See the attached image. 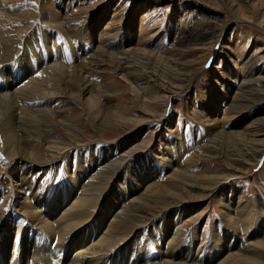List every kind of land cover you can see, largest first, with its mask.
<instances>
[{
    "label": "rangeland",
    "instance_id": "374dc122",
    "mask_svg": "<svg viewBox=\"0 0 264 264\" xmlns=\"http://www.w3.org/2000/svg\"><path fill=\"white\" fill-rule=\"evenodd\" d=\"M0 5V36L8 35L10 42L5 56L9 62H0V88L11 77L13 82L19 80L16 86H23L29 74L52 64L56 79H68L77 71L95 89L104 90L84 96L86 109L70 105L73 110L68 108L61 122L45 119L46 139L57 142L55 148L36 153L35 142L25 140L17 129L10 140L2 137L4 264L20 257L19 245L28 252L40 245L46 248L60 209L78 196L93 173L117 156L111 157L110 151L119 153L118 159L120 151L128 148L137 150L110 175L106 173L115 188L107 194L106 204L113 200L108 216L117 213L116 201H124L131 190H135L131 197L142 201L136 207L144 211L138 219L117 218L110 225V232L123 241L93 264H104L110 257V264H264V0H0ZM186 24L208 26L211 36L180 43L176 34ZM239 32L251 38L240 55L234 49V35ZM54 82L50 86L60 88ZM243 90L248 93L242 94ZM90 99L95 106L89 105ZM21 100V106L31 107V102ZM240 102L244 106L235 107ZM123 119L134 122L126 124ZM121 141L125 143L119 147ZM7 148L23 158L33 150L39 160L43 158V166L27 167L18 160L13 164ZM251 148L259 151L252 154ZM108 154L111 158L103 161ZM171 173L184 176L193 187L179 179L172 182ZM131 176L139 179L135 189ZM222 176L226 180L216 188L205 187ZM25 186L31 190L29 204L43 208L38 217L46 221V229L34 230L30 220L11 207L17 202L14 190L22 193ZM161 188L167 197L162 198ZM75 189L77 194L72 195ZM155 196L175 204L160 206L163 211L149 207L147 201ZM173 228L179 229L176 238Z\"/></svg>",
    "mask_w": 264,
    "mask_h": 264
},
{
    "label": "bare ground",
    "instance_id": "6f19581e",
    "mask_svg": "<svg viewBox=\"0 0 264 264\" xmlns=\"http://www.w3.org/2000/svg\"><path fill=\"white\" fill-rule=\"evenodd\" d=\"M8 13H10V12H8ZM3 25H5V24H3ZM186 26H187L186 28L178 30V33L176 34L178 42H180V43H188V42H191L192 40L194 41L197 38L201 39V37L202 38L208 37V35L211 34L210 29H212V28H209L208 26H200V24L199 25H197V24H192V25L186 24ZM2 30H4V29H1V33L3 32ZM6 34H8V33H6ZM6 36H8V35H5L4 37L6 38ZM0 38H1L0 40H2L3 37L0 36ZM5 38H3V40H2L3 42H4ZM250 39H251L250 37H248L246 34H242V32L241 33L240 32L236 33L234 35V40H236L237 43H238V44L236 43L234 49L237 50L236 52L239 55L242 54L244 49H246L248 47V45L250 43ZM5 40L6 41L4 43H2V41H0L1 42V44H0V62H2L3 65L5 63H7V61L9 60V59L8 60L6 59V57L8 56V55H6L7 54L6 53V45L9 46L10 42H9V40H7V38ZM123 42L125 43V39H123ZM10 47H8V48L11 49ZM117 52H120L119 48H118ZM9 53L10 52L8 50V54ZM125 56H127V55H125ZM9 58H13V57H9ZM116 58L120 59L119 57H116ZM122 59L124 60L125 57H121V60ZM121 60H118L117 63H121ZM44 64H46V63L44 62ZM57 65H59V64H57ZM53 66L54 65H52V64L51 65H46V66H43V67L41 65L42 69L41 70L39 69V71L36 70L38 72L37 73L38 75L35 73L36 71L34 72L35 75H34V73L33 74H29V76L30 75L31 76L29 77L28 80H26V83L23 86H16V84L19 82V80L16 79V81L13 82V80L15 79L14 77H11L8 82H6V83H4L2 85V87L0 88V141L2 140V137H4V136L7 138V140H10L9 136H10L11 132L13 130L17 129L20 132H22L23 138H25V140H31L30 143H34L35 142L34 146L36 147V149H35L36 153H39V151L40 152L47 151L48 149H52L53 147L55 148L56 145H54V144L57 143V142L50 141V140L46 139L48 137V134L44 133V132H47V130H45L43 128V127H46V126L42 125L43 123H45V121H46L45 119L50 118V119H53L54 122L55 121L56 122L57 121L61 122L60 121L61 120L60 119L61 115H63L64 112L69 110L68 108L73 110V106H70V105L73 104V105L76 106L77 104H79V105H83L85 107V109H86L87 105L85 106V104H84L85 100H86V98L84 97L85 95H87L88 93L90 94L93 91H97L99 94H102L104 92V90H100L98 88L95 89L93 84H91L92 85L91 86L90 83L87 82L86 79H84V77H82V75L80 73L79 74L81 75V77L78 74V72L74 71V70H73L74 72L71 75L68 76L69 77L68 79L61 78V77L60 78L63 79L61 81H60V79L59 80L56 79V77H55L56 75L54 73H52L54 71V69L52 71V67ZM59 67H61V65H59ZM5 70H6V68H5ZM172 78L175 79L176 81L177 80L178 81L182 80L181 77H174L173 76ZM51 81L59 82L60 83L59 84L60 88L50 86V82ZM242 84H243V82H242ZM74 87H75V89H73ZM65 88H68V92H65ZM242 92H243L242 94L248 93L247 90H243ZM19 100H21V101L27 100V101L31 102V105H30L31 107L27 108V107L21 106L18 103ZM92 101L93 100H91L89 105L93 107L95 105H91ZM236 101H239V100H236ZM251 103H250V105H251ZM94 104H96V103H94ZM242 106H244V102H240V103L236 104L235 107H242ZM103 108H105V107H103ZM5 109H6L7 113L4 112ZM239 109H241V108H239ZM236 110H237V108H236ZM104 112H106V108H105ZM109 112H111V111H109ZM117 115H119V114H117ZM113 117H115V116L113 115ZM117 117H119V116H117ZM109 118H107V119H109ZM105 120H106V118H105ZM11 121H13V123H11ZM121 121L125 122L126 124L134 122L132 119H128V120L127 119H123ZM103 122H105V121H103ZM136 126H138V125H136ZM46 129H48V128H46ZM231 134L233 136H235L234 135L235 133L234 134L231 133ZM33 135H35L36 137H33ZM39 136H40V140H37V138ZM237 136H238V133H237ZM231 138H233V137L231 136ZM235 139L237 140L238 138H235ZM123 142L124 141H121L118 146L119 147L124 146L123 144L125 142L124 143ZM216 142H218V141H216ZM247 143H245V145ZM15 149H16V147H15ZM136 150L137 149L130 150L128 148L127 150H124L123 152L120 151V155H119L118 159H116V157L118 156L119 153L114 154L113 151H110L109 154L111 155V157L114 158L115 157L114 155H117V156L114 159H112L111 162H108V163L105 162L103 164L104 166L102 165L103 166L102 169H98L99 170L98 172L96 171L97 173H93L91 175V177L89 178L88 183H86L84 186L81 185L82 187L79 186L81 188V190H80V193H78V196L76 198L74 197L75 199H72L71 202L68 204V206L60 209L62 213L60 214L61 215L60 217L58 216L59 220L56 221V222H58L57 228H55L56 226L55 227L53 226L54 229H55L54 233H53V237L51 236V240L48 239V240H50V244L48 243L49 245L46 248H44V245H40V246H38V249H37L36 248L37 246H36L29 252L26 251V249L24 247H20L22 245H19V250H17L18 249L17 247H16L17 249H15V247H14L15 250L20 252V257L18 259L16 258L17 260L16 261L14 260L13 264H93L94 262L97 263V259L99 260V258L100 259H103V258L105 259V256L107 257V255L110 254V251H112L113 247L115 245H117L116 243H118V244L120 243L121 244V242L123 241L122 240L123 237L119 238L118 236H116L117 233L113 234L112 232H110V231H112V230H110L111 229L110 225L114 224L115 221L117 220V218H120V219L121 218H123V219L124 218H130V219H132V217H133V219H134L136 216L140 215L139 214L140 210L144 211L141 208V206L140 207H138V206L136 207V205H138L139 203L142 202V201L140 202V200H139L141 198L140 197H135V196L131 197V194L134 193L133 191H135V190H131L130 195L129 196L127 195V197L124 199V201H122V202L116 201V203L119 205L120 208H119V210H117V213H115V215L111 217V219H109L108 214H109L110 209L112 208L111 205L113 203V200H111V201L109 200L110 202H108V204H106V201L109 198V197H107V194L110 193V192H111V194H113L115 192L114 186L112 188V185H110V181L111 180L108 177L110 175L109 173L113 172V170L120 164L121 161H122V164H123L125 162L126 158L129 156L128 154L134 153ZM250 150H252V154L259 151V149L257 150L256 148L255 149L251 148ZM6 151L9 152L8 153V157L13 162V164L15 163L16 160H18V161L24 162L26 165H28L27 167H31L32 166L34 168L35 166L36 167H42L43 166V162H42L43 158H41L40 159L41 161H40L39 157L36 156V154H35V152L33 150H32V152L29 153V154H31V156L28 157V158L20 157L19 155H17L13 151L11 152V150H9L8 148H7ZM109 154L107 156L103 157V159H104L103 161L109 160V157H110ZM242 154L243 153H241V155ZM106 157H108V159H106ZM41 164H42V166H40ZM26 165H24V166H26ZM120 166H121V164H120ZM106 173H108L109 175L107 176ZM189 174H190V172H189ZM189 174L186 173L185 176L187 177V175H188L190 177L191 175H189ZM166 176H168V175H166ZM171 176L173 177V180H171L172 182L174 180L177 181L179 179V180L183 181L182 183L184 185L193 187V184H192L193 182L191 184H188L187 181H185L186 178L184 176L180 177L179 174L177 175V174H174V173H171ZM206 176H204L205 180H206ZM200 177L203 178V175L200 176V174H199L198 178H200ZM195 178H196V180L198 179L197 177H195ZM213 178H211V179H213ZM137 179H136V177H132L131 178V181H132V183L134 185L133 186L134 188L132 186H131V188H133V189L136 188L135 187V183H136V181L139 180V179L138 180ZM188 180H190V179H188ZM224 180H226L225 176L219 177L216 182L213 181L210 184L208 183L209 186H205V187L216 188V186H219V184L224 182ZM202 181H204V180H202ZM23 183H24V181H23ZM189 183H190V181H189ZM196 183H197V181H196ZM178 186H180V185H178ZM196 186H198V185H196ZM200 186H202L201 183H200ZM203 186H204V184H203ZM79 187H76V188L78 189ZM154 188H156V187H154ZM157 188H156V190H158ZM167 188H168V186H167ZM204 188H202V189H204ZM77 189L72 191L74 193L72 195L77 194ZM161 190H162V194H161V196H162L163 192H164L163 188H161ZM164 190H168V189H164ZM149 191L152 192V190H149ZM158 191H160V190H158ZM19 192H20L19 190H14L13 193L15 194V198H16L17 202H13L11 207L15 208V212H17V214L19 216L23 217L24 220L25 219L26 220H30L29 221V222H31V224L29 223L31 225L30 227L34 228V230L38 231L39 228L46 229L48 224L45 223L46 222L45 220L40 219L38 217V216H40L39 215V214H41L40 211L43 208L40 207V205H38V204L31 206V204H29V203H30V200H32V199H27L28 198V194L31 192L30 187H26L25 186V188L22 191V193L20 192L21 193L20 194ZM168 192H170L169 194H171L172 191L169 190ZM34 194H35V192H34ZM125 194H126V192H125ZM143 194H145V192L142 193V195ZM147 194H148V192H147ZM159 194H156V196L157 195L160 196ZM142 195H141V197H142ZM151 195H154V194H151ZM164 195H163L162 198H164L165 196L167 197V194L165 196ZM175 195H176V193H175ZM70 196H71V194H70ZM148 197L149 196L147 195V198ZM172 197H176V196H172ZM147 198H146V201L148 200ZM169 199H171V198L169 197ZM177 199H178V197H177ZM144 200H145V198H144ZM147 202L148 203L150 202L149 203L150 204L149 207H155L156 209L159 208V211H160V209L162 210V208H165L166 205L169 208V207H173L172 205L175 204L173 202V200L166 201V200L159 199L157 197L149 199ZM222 202H224V200H222ZM31 203H33V202H31ZM109 206H111V208H109ZM224 206H226V203L223 204V207ZM17 207H19V208L17 209ZM0 208H1V206H0ZM58 210H57V212H58ZM101 210H103V212H105V213L100 212ZM111 211H112V209H111ZM0 212H2V211L0 210ZM4 212H5V210H4ZM101 213L105 214L104 218H103ZM253 215H254V212H253ZM176 219H177V217H176ZM100 221H102L103 226L101 225L102 223L100 224ZM173 222H174V224L177 223V221H174V219H172V223ZM104 225H105V228L103 230ZM114 226L116 227V225H114ZM246 226H248V225H246ZM118 227H120V226H118ZM43 229H42V231H44ZM48 229H49V227H48ZM95 229H96V231H95ZM113 229H115V228L113 227ZM175 230L176 231H174V228H173V236L172 237H174V238H176V236L179 235V233L177 232V230L179 231V229L177 228ZM239 230H240V228H239ZM244 231H245V229H244ZM0 232L2 233L1 230H0ZM257 234H258V232L253 233V235H257ZM243 235H244V233H243ZM246 235L250 236L249 234H246ZM253 235H252V237H253ZM261 235H263V237H264V231L262 232ZM119 236H121V235H119ZM22 239H24V238H22ZM256 239L258 240V237ZM45 240L47 241V239H45ZM6 241H7V237L4 236V245L2 247H0L1 250L6 245ZM261 244H263V243H261ZM68 251L71 252V253H69ZM3 253L4 254L1 253V255H0V264H4V257L6 255V251L4 250ZM13 255H15V254H13ZM117 255H118V253L116 254V258L118 257ZM25 259H26L27 262L25 261ZM110 259H111V257H110ZM110 259H108V261L105 260L104 264L105 263L106 264H110L111 263ZM28 260H30V261L28 262ZM114 260H116V259H114ZM24 261H25V263H24ZM99 262H101V261H99ZM226 262H228V261H226ZM240 262L241 261H239L238 263H240ZM163 264H181V263H179L177 261H174V262L173 261L172 262L165 261Z\"/></svg>",
    "mask_w": 264,
    "mask_h": 264
}]
</instances>
